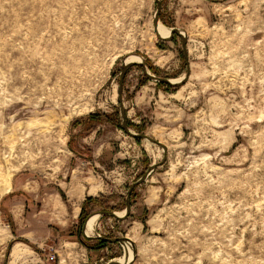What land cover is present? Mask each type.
<instances>
[{"label": "rangeland", "instance_id": "1", "mask_svg": "<svg viewBox=\"0 0 264 264\" xmlns=\"http://www.w3.org/2000/svg\"><path fill=\"white\" fill-rule=\"evenodd\" d=\"M130 57L189 78L121 85ZM129 197L80 242L83 208ZM99 236L132 264H264V0H0V264L124 260Z\"/></svg>", "mask_w": 264, "mask_h": 264}, {"label": "water", "instance_id": "2", "mask_svg": "<svg viewBox=\"0 0 264 264\" xmlns=\"http://www.w3.org/2000/svg\"><path fill=\"white\" fill-rule=\"evenodd\" d=\"M160 13H161V4H160V1H158V2H157V11H156V14H155V25H159V23H161V21H160ZM175 33H177V34H179L180 36H182L183 43L185 44V43H186L185 36H184L181 32H179V30L176 29V28L171 29L170 36H169L167 39H164V40L172 41L173 35H174ZM133 64H139V65L144 69V72H145L146 77H147L148 79H150V80H154V81H158L159 83L169 84V85H171V86H173V87H179V85L184 84V82L189 78V74H190V72L188 71L187 75H186V76H185V77H184L179 83H174L172 79L158 78V77H156V76H154V75H151V74L148 72V70H147V66L145 65V63H144L143 61H142L141 63H130V64H126V63H125V64H124V67H123V74H122V78H121V79H122V81H121V85H122V83H123L124 74L126 73V71H127L130 67H132ZM124 113H125V112H124L123 108H121V114H122V118H123V129H124L128 134H129V133L132 134L135 138H136V137H139V138H141V139H146V140L150 141L152 144H157V141H156L155 139L149 138V137H147L146 135H138V134H133V133H131V132L128 130V126H127V124H126V122H125V115H124ZM158 144H160V143H158ZM160 146L164 149V151L167 150V147H166L165 145L160 144ZM154 166H155V165H152V166L148 169L147 173H146L142 178H140V179L137 181V183L135 184V186H139V185H141V184H143V183H145V182L147 181L149 175H150V174L153 172V170L155 169ZM135 186H134V187H135ZM134 187H132L131 192H132V190H133ZM130 213H131V202H130V197H129V198H128V201H127V207H126V210H125V215H124V217H119L118 214H117V212H106V211H104V212H99L98 214L101 215V216H103V217H105V216H110V217H113V218H116V219H123V218L128 217V215H129ZM89 218H90V217H89ZM89 218H88V219H89ZM88 219H87V220H88ZM87 220H86V222H87ZM86 222H85V226H86ZM85 226H84V228H85ZM97 238H98V239H103V240H108L110 243H121V244H123V243H125V242L130 241V240H128L127 238H125V239H123V238H117V239H106V238L101 237V236H99V237H97ZM126 257H127V255H125V258H126ZM132 262H133V261H132ZM132 262H130L129 264H132ZM112 264H123V263H121L120 261H115V262L112 263Z\"/></svg>", "mask_w": 264, "mask_h": 264}, {"label": "bare ground", "instance_id": "3", "mask_svg": "<svg viewBox=\"0 0 264 264\" xmlns=\"http://www.w3.org/2000/svg\"><path fill=\"white\" fill-rule=\"evenodd\" d=\"M155 26H156V30H157V33H158V35L160 36V38L165 39L164 37L168 38V37L170 36L171 29L165 27L162 23H159V25H155ZM141 62H142V60H141L140 58H138V57H130L129 59H127L126 64H130V63H141ZM181 80H182V79H179V80L177 79V80H173V82H174V83H179ZM147 142H148V143H151V142L148 141V140H147ZM158 143H159V142H157V144H158ZM160 144H161V143H160ZM160 144H158V145H160ZM162 145H163V144H162ZM94 192H95V191L93 190L92 193H94ZM78 211H79V210H77L76 213H77ZM117 214H118L119 217H124L125 212H123V213H117ZM99 216H100V215L95 214V215L91 216V217L87 220V222H86V226H85V228H84V234H85L86 236L88 235V237H89V235H93L94 231L96 232V230H95V228H96V222H97ZM123 239H125V238H123ZM127 239L130 240V241L125 242V243H123V244L118 243V244H121V245H123V246H126V248H127V254H126L127 257L124 258V260L120 261V262L123 263V264H129L130 262L134 261V259H135L134 255H133V251H132V249H131V246L133 245V244H132L133 241H132L131 239H129V238H127ZM115 244H117V243H115ZM13 255H14L15 258H19V257H21V256L23 255V250H22V248H21L20 245H17V246L14 248V250H13ZM111 262L114 263L115 261L113 260V261H111Z\"/></svg>", "mask_w": 264, "mask_h": 264}, {"label": "trees", "instance_id": "4", "mask_svg": "<svg viewBox=\"0 0 264 264\" xmlns=\"http://www.w3.org/2000/svg\"><path fill=\"white\" fill-rule=\"evenodd\" d=\"M176 36H179V34H177V33H175L174 35H173V38H172V40L176 37ZM160 85H165V86H167V87H170V88H175V87H173V86H171V85H169V84H165V83H159ZM123 128V127H122ZM135 139H138V140H142L141 138H139V137H136ZM114 212V211H113ZM86 211H85V208H83V211H82V214H81V220H80V227H81V231H80V233L78 234L79 235V239L80 238H82V233L84 234V223H83V221L88 217V215H86ZM128 216H130V214L128 215ZM106 239H109V238H106ZM98 241H100L99 243V246L98 247H91V248H97V249H101V248H104L107 244H110V242L108 241V240H103V239H98ZM80 242L82 243V244H84L85 246H87V247H89L86 243H84L83 241H82V239H80ZM90 248V247H89Z\"/></svg>", "mask_w": 264, "mask_h": 264}, {"label": "crops", "instance_id": "5", "mask_svg": "<svg viewBox=\"0 0 264 264\" xmlns=\"http://www.w3.org/2000/svg\"><path fill=\"white\" fill-rule=\"evenodd\" d=\"M7 199L10 201V199H12V197L10 198V197H7ZM17 199V198H16ZM55 199L58 201V199H59V196L58 195H55ZM31 200H33V198H29V199H26V201L27 202H30ZM33 202V201H32ZM30 207H32V205H28V209L30 208ZM60 208H61V210H60V212H63L64 211V205L62 204V203H60ZM15 210H12L11 211V213H12V222H13V224H14V227L15 228H21V227H19L17 224H21V223H18V218H17V215H15Z\"/></svg>", "mask_w": 264, "mask_h": 264}]
</instances>
